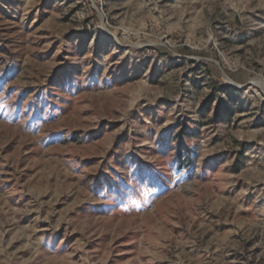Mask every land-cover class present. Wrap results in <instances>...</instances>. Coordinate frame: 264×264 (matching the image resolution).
I'll use <instances>...</instances> for the list:
<instances>
[{
  "label": "rangeland",
  "instance_id": "374dc122",
  "mask_svg": "<svg viewBox=\"0 0 264 264\" xmlns=\"http://www.w3.org/2000/svg\"><path fill=\"white\" fill-rule=\"evenodd\" d=\"M0 264H264V0H0Z\"/></svg>",
  "mask_w": 264,
  "mask_h": 264
},
{
  "label": "bare ground",
  "instance_id": "6f19581e",
  "mask_svg": "<svg viewBox=\"0 0 264 264\" xmlns=\"http://www.w3.org/2000/svg\"><path fill=\"white\" fill-rule=\"evenodd\" d=\"M261 82V81H260Z\"/></svg>",
  "mask_w": 264,
  "mask_h": 264
}]
</instances>
